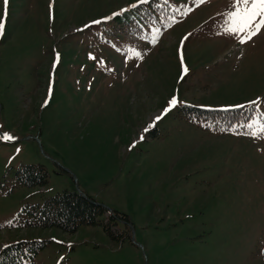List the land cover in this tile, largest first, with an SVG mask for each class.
<instances>
[{
    "label": "rangeland",
    "instance_id": "1",
    "mask_svg": "<svg viewBox=\"0 0 264 264\" xmlns=\"http://www.w3.org/2000/svg\"><path fill=\"white\" fill-rule=\"evenodd\" d=\"M168 1L177 21L140 11L92 24L135 0H0V134L16 137L0 139V249L46 241L23 264H264V29L241 44L225 32L233 0ZM251 101L248 133L181 108ZM27 164L43 166L44 184L21 182ZM64 189L132 226L114 216L111 237L101 223L18 225L24 206Z\"/></svg>",
    "mask_w": 264,
    "mask_h": 264
},
{
    "label": "trees",
    "instance_id": "2",
    "mask_svg": "<svg viewBox=\"0 0 264 264\" xmlns=\"http://www.w3.org/2000/svg\"><path fill=\"white\" fill-rule=\"evenodd\" d=\"M131 15L129 12L126 16ZM186 115L198 118L210 119L204 123V127H208L211 123L212 127L221 129L228 126H239L250 114L254 113V106H245L229 109L223 112L215 110H203L195 107H185ZM220 118V123H213L212 119ZM195 121V120H194ZM241 130L245 128L241 126ZM17 176L21 182L27 185H42L46 182L47 172L42 165L27 164L21 165L17 170ZM106 209L96 203L91 197L82 196L75 190L64 189L49 197L43 199L41 204L26 207L23 213H20L19 222L25 226L32 227H56L64 232H74L76 228L82 224L101 223L104 230L111 237H118L110 228L115 224L111 220L114 216L123 220L126 227L129 226V218L126 214L113 211L104 221L99 220L98 216L104 214ZM45 240L34 241H16L4 246L0 251V264H22L24 257L33 255L42 248ZM26 255V256H25Z\"/></svg>",
    "mask_w": 264,
    "mask_h": 264
},
{
    "label": "snow or ice",
    "instance_id": "3",
    "mask_svg": "<svg viewBox=\"0 0 264 264\" xmlns=\"http://www.w3.org/2000/svg\"><path fill=\"white\" fill-rule=\"evenodd\" d=\"M148 0H135V2L131 5H129V8H135L137 4H143L147 3ZM201 4L205 2V0H199ZM5 3H7V0H5ZM51 7V5H50ZM128 11V8H123L119 12H113L110 16L102 17L100 19L94 20L91 23L92 24H100L104 21L111 20L113 17L119 16L121 13H125ZM229 18V26L225 29V32L228 34H235L239 36V42L241 44L246 43L247 41L251 40L253 37L260 34L261 30L264 29V0H233L232 4V10L227 13ZM89 25H85V27H88ZM5 32V23L3 19H0V37L3 36ZM191 35V34H189ZM188 37H185L184 40H186ZM153 43H156V40L154 39L152 41ZM183 40L181 41V44L183 45ZM139 55V53H137ZM91 58V54H90ZM59 60V54L57 53L56 61ZM181 66H182V73L187 74L189 71L186 66H184V58L181 54ZM183 78V75L182 77ZM51 93V86L49 89ZM261 98H257V100H260ZM48 101L45 100V104H47ZM179 103L177 97L173 96L172 99L169 100L168 106L163 109V111L154 117L151 124H149L143 131L146 133L149 131L150 128L155 126V123L159 120H161L168 112L172 110L177 104ZM250 104L255 106L256 101H251ZM236 107H244L243 105H239ZM248 127H252V125H248ZM264 132V129L261 130ZM252 136H256L257 132L253 131L251 133ZM0 139H7V140H13L15 137L4 134L3 136H0ZM141 140L144 139V136L141 135ZM135 143V142H134ZM19 151V149L17 150Z\"/></svg>",
    "mask_w": 264,
    "mask_h": 264
}]
</instances>
